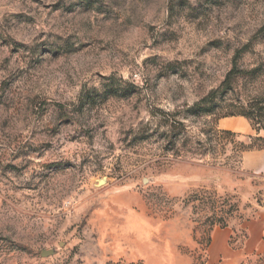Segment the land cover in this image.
I'll return each instance as SVG.
<instances>
[{
  "label": "rangeland",
  "instance_id": "1",
  "mask_svg": "<svg viewBox=\"0 0 264 264\" xmlns=\"http://www.w3.org/2000/svg\"><path fill=\"white\" fill-rule=\"evenodd\" d=\"M263 128L264 0H0V264H264Z\"/></svg>",
  "mask_w": 264,
  "mask_h": 264
},
{
  "label": "trees",
  "instance_id": "2",
  "mask_svg": "<svg viewBox=\"0 0 264 264\" xmlns=\"http://www.w3.org/2000/svg\"><path fill=\"white\" fill-rule=\"evenodd\" d=\"M230 77L231 75H229V78H227V81H225L224 83L226 85V82L227 83L229 82L228 87H230V80H231ZM217 93L218 91H213L211 94L204 97L198 103H195L193 106H190L187 110L188 113L194 116L215 115L216 106H217L215 99H216ZM249 109H248L249 112L247 110H244L243 112H241V115L254 120L257 117L256 113L258 112H254L252 108H249ZM257 130L260 131L261 128H258ZM205 134L208 136L209 146L208 147L206 146V148L204 149V152H202L203 155L210 154V153H213V154L217 153L219 149L226 151L227 143H225L224 140H226L229 137H232V138L237 137V135L230 130H220V129H211L208 132H205ZM248 138H249V142H246V141L236 142L235 152H237L238 158L239 157L241 158L242 154L246 151L264 148V137L263 136H256V137L250 136ZM233 141L235 140H232L231 142ZM214 142H217V143H214ZM258 142L260 143L259 145L257 144ZM203 146L205 145L203 144Z\"/></svg>",
  "mask_w": 264,
  "mask_h": 264
},
{
  "label": "crops",
  "instance_id": "3",
  "mask_svg": "<svg viewBox=\"0 0 264 264\" xmlns=\"http://www.w3.org/2000/svg\"><path fill=\"white\" fill-rule=\"evenodd\" d=\"M234 123V122H232ZM235 125H244L242 121H237L234 123ZM264 230V214H261L257 219L252 220L249 222L248 225V232H249V238L247 241L246 249H251L253 251H261L264 249V240L262 239V232ZM230 236V232L227 229H220L215 233V237L213 240V257H215L216 252V246L220 245L222 246V252L231 257V259L234 256H239L241 254L240 251H235L228 245V239Z\"/></svg>",
  "mask_w": 264,
  "mask_h": 264
}]
</instances>
